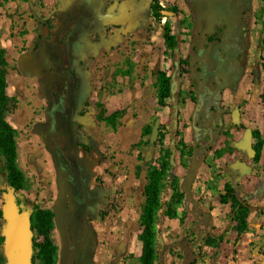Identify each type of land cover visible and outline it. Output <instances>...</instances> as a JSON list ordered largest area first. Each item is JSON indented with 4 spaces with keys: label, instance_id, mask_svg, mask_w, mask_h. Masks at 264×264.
Returning a JSON list of instances; mask_svg holds the SVG:
<instances>
[{
    "label": "rangeland",
    "instance_id": "rangeland-1",
    "mask_svg": "<svg viewBox=\"0 0 264 264\" xmlns=\"http://www.w3.org/2000/svg\"><path fill=\"white\" fill-rule=\"evenodd\" d=\"M38 1H41L43 9L46 1L36 0ZM161 1L160 5L164 10L176 14L180 12L181 18L164 14L165 21L159 25L156 23L158 21L150 16V5L154 0H137L136 10L140 16L151 17L154 21L149 28V37L152 35L154 39L153 51L159 47L162 36L164 39L165 34L173 37V45L166 39L164 45V52L171 53L173 57L176 50L174 31L178 30L177 24L188 25V33L197 32L193 24L194 12L186 0ZM234 7L238 13L236 17H229L230 10L218 18L211 17L215 28L210 35L204 36L203 40L204 43H207V39L220 41L210 47L221 50L227 47L223 38H229L230 51L224 70L231 72L225 73L226 78H222L203 66H188L186 58L181 59L179 71H175L172 62L169 69L164 71L171 79V92L163 105L158 102L156 80H152L156 78L158 71L163 70L137 73L140 81L130 78L127 81L116 80L115 75L111 74V80L106 81L109 86L101 82L102 86L99 87L98 78H101L102 73L99 72L101 67L97 65L100 61L91 55L80 62L89 73L90 91L85 108L87 122L74 125L76 131L91 140L85 144L80 143V147L86 154L91 151L95 157L97 165L94 167L96 172L91 181V188L102 192L97 212L90 220L95 239L91 264H141V215L148 197L144 190L146 185L154 183L147 170H159V163L167 152L169 167L159 176L155 187L157 204L154 207L152 223L157 250L155 264H240L236 261H211L218 238L211 228L217 221L216 217L214 218V215L218 214L217 208L227 204L223 210L224 215L232 213L235 208H232L229 202L222 203L220 193L219 197L208 195L198 196L195 200L185 199L188 191L186 185L191 178L201 181V189L223 179L224 185L226 182L231 183L235 191L234 183L239 182L235 180L234 173L241 179L248 174L251 177V192L244 203L249 206V223L255 224L253 213L259 208H264V0H230L229 8ZM31 12L25 0H0V48L5 50L7 61L11 59L7 70L12 65L18 67L17 53L29 49V43L33 49L38 46V41L35 40L36 22ZM57 20L62 21L60 16L57 19L55 16L51 18L52 32ZM206 25L207 23L200 28L203 32ZM142 27L147 29L148 25L145 23ZM147 36L144 30L140 36V50L147 49ZM158 51H161L160 48ZM235 63L238 65L233 69ZM41 77L38 89L33 85L37 90L31 100L18 105V99L14 96L17 100L15 106L4 112L5 116L11 117L17 113V107L25 106L26 112L22 113H31V119L24 120L26 126L31 129L29 131L33 140L30 141L34 145L38 144L40 151L37 149L35 156H29L26 147L22 145V131L15 129V164L23 175V182L18 190L8 186L5 158L0 153V264H10L4 252L7 224L4 205L8 199L11 197L19 217L28 216L34 206L52 209L60 189L57 186L53 156L46 145H57L67 159L72 158L67 135L48 132L43 125L47 105L42 97L45 89L43 73ZM102 110L105 115L115 113L111 123L98 119ZM231 111L236 112L237 117L234 120L230 117ZM259 140L263 141L259 148L260 157L254 160V147H257ZM238 147L243 148L242 159L252 166V173H244L234 167L238 157L232 152ZM248 148L254 151V155H249ZM219 151L223 161L218 168L214 157ZM36 156L38 162L35 161ZM81 163L87 168L85 162ZM242 181L243 179L240 182ZM258 185L261 187L258 196L260 198H256L259 195ZM153 186L149 193L154 190ZM191 202L192 209L204 214L203 227L201 226L202 243L213 241L210 243L213 249H205L200 243L184 261L186 249L178 247L179 244L183 245L182 241L174 239L176 242L172 243L170 240L167 242L168 236L167 240L162 237L175 224L186 225L184 222L189 212L187 205ZM178 203L181 208L180 211L177 210V214L175 206ZM69 229L71 233L75 230L70 223ZM77 233L79 235L80 230ZM249 233V245L252 249L258 247L262 254L256 260L244 264H264V232L258 234L250 225ZM186 235H189L188 231ZM50 237L56 244L54 264H59L61 240L55 225ZM32 238L41 239L36 232L30 231L28 264H41L31 248ZM252 249L249 254H252Z\"/></svg>",
    "mask_w": 264,
    "mask_h": 264
},
{
    "label": "crops",
    "instance_id": "crops-1",
    "mask_svg": "<svg viewBox=\"0 0 264 264\" xmlns=\"http://www.w3.org/2000/svg\"><path fill=\"white\" fill-rule=\"evenodd\" d=\"M45 1L46 4L43 9L41 8V14L50 22V35L48 40L44 38L47 33V29L44 28L41 32L42 39L38 40V46L33 49V47H31V43H29V49L22 50L21 53H17L18 67L12 65L10 69H8L9 73L7 75V86L5 88V93L9 96H15L18 99V105H21L26 100H31V98L35 96L36 90L38 89V82L42 79V73L44 74V90H55L57 86L53 81V71H51L49 67L54 61H58L62 66H65L63 45L64 37H68L70 40V47L72 48L77 65L79 62L84 61L88 56L91 55L100 61V63L97 65L101 67L99 72L102 73L101 78H98V82L100 84L99 87L102 86L101 82L104 85L106 84L109 86L107 82L111 80L113 75H115L116 80L125 79L127 81L130 78L134 79L135 81H140L141 78H138L137 73L148 70L156 71L157 69L165 71L169 69V66H171L172 62L173 69L175 71H179L182 58L188 59V66L195 65L197 68L203 66L204 69H210L212 73L216 72V74L221 75L222 78H224L227 74V71L224 70V66L228 60L227 57H229V38H223L224 45L227 47H223L221 50L216 47H210L212 44L219 43L220 41L215 40V42H213L209 39L206 40L207 43H204L203 41L205 38L204 36L210 35L214 30L213 28H215V22L213 23V21H211V17L206 18L203 14L194 13L193 24L195 26V30L197 31L194 34L188 33V25H180L179 23L177 24L178 30L174 31L176 33V50L172 57L171 53L164 52L165 39L163 36L161 43H158L159 47L153 51L152 44L154 39L152 35L149 37V28H151L150 25L153 24L152 22L154 21L151 17L146 18L138 14L136 10L138 5L137 0H104L103 11L113 12L117 15V17L109 21L99 22H94L92 20V17L96 11V0ZM160 4L162 5L161 0ZM188 6L191 8V5ZM182 8L184 9V6ZM180 14L181 13L179 12L173 16L174 18H181ZM222 14L223 13H217L214 16L218 18V16H221ZM53 16H55L56 19L60 16V19H62V21H56L57 24L55 26L54 32L51 31V18H53ZM164 21L165 17L156 23L162 25ZM145 23L148 25L147 29H143L142 27V25ZM206 23L207 27L203 32L200 28ZM36 28H38L37 24ZM155 29L156 27L153 25V30ZM144 30H146L148 35V43L146 45L147 49L143 48V50H140V46H142V43L140 42V36ZM149 38L152 39L150 40ZM80 41L81 43H79ZM207 45L209 46L205 48ZM159 48L161 51L157 52ZM33 58H36L37 61L39 60L40 65H44L45 70L41 67H35V65L30 66V60ZM10 61L11 59H8L9 63ZM238 64H240V62ZM238 64L235 63L233 69H235ZM77 65L75 66V71L76 75L79 76L80 73L77 71ZM127 72L131 74L128 75ZM88 76L89 73L87 72V79ZM35 78H37V81H35ZM152 80H156V78H152ZM33 85H36L37 89L33 87ZM175 87L178 88V85ZM43 93L44 91L42 92V97ZM24 107H17L16 114L11 117L4 115V119L12 128L22 131V145L26 147L25 150L29 156H35V150L39 149L40 151V147L38 144L34 145L31 142L33 140L32 133L29 131L31 129L30 127L26 126V122L24 121L25 119H31V113H22V111L26 112ZM43 125H45V123ZM27 128L29 129L27 130ZM38 131H40V129ZM41 132L42 131H40V133ZM241 149L243 150V148L238 147L232 152L238 157V160L234 162V167L243 171L239 165V162H242L250 167V171L252 173L254 169L246 160L242 159L243 151ZM35 159V161L38 162L37 156ZM76 159H78V162H85L89 173L87 187L91 188V181L96 172L94 167L97 165L94 155L91 151L86 154L81 149V147H78L76 152H72V158L70 161L75 162ZM221 161H223V156L216 154L214 157V163H216L218 168ZM243 172L248 173L247 171ZM234 175L236 178L235 180L239 182L238 184L234 183L236 198L245 204L244 202L248 200V194L251 192V185L249 182L251 177L247 174L245 178H242L244 182L242 181L241 183L240 181L242 179L239 177V175L236 173H234ZM223 185V179H220L217 183L201 189V181L191 178L186 185L188 191L186 192L185 199L195 200L198 196L208 195L219 197V193L223 191ZM258 186L259 195H257L256 198H260L258 196H260L261 187L260 185ZM185 203L186 202H184V204ZM191 204L193 203L191 202L187 205L189 207V212L184 222L186 225L177 223L172 227V229H169V231L167 230V232H165L162 237V239L167 240L166 237L168 236L167 242L170 240V242L175 243L176 241L174 239H180L182 241L183 245L179 244L178 247H183L186 249L187 253H183L184 261L186 260V256L191 255L190 253H192L200 243L205 249L212 248L211 244H208L207 242L202 243L201 240L204 214L192 209ZM226 205L227 204H223L221 207L217 208L218 214L214 215V218L216 217L217 221L211 226L212 231L218 237L217 241H215V253L214 257H211V261L214 263H231L236 261L240 264H244L245 262L256 260L262 253L258 250V247L252 249V247L249 245V229L251 225L253 229L255 228V231L258 234H262L264 232V208H259L255 214L253 213V215H255V224L249 223L251 214L248 212V227L245 232L238 234V231L235 228L236 222L233 220L234 214L229 213L230 215H224L223 210ZM175 208L176 211H180L181 205L178 203ZM77 228H79V226ZM77 228H74L75 230L72 233L75 237L78 236L77 230L79 229ZM187 231L189 234L188 236L186 235ZM50 233H53V228L51 229ZM260 237L261 236H259V238ZM180 240H178V242ZM53 244L56 246L55 243ZM260 246L261 245H259V247ZM251 249L254 253L252 252V254H249ZM234 252L237 254L235 255Z\"/></svg>",
    "mask_w": 264,
    "mask_h": 264
},
{
    "label": "flooded vegetation",
    "instance_id": "flooded-vegetation-1",
    "mask_svg": "<svg viewBox=\"0 0 264 264\" xmlns=\"http://www.w3.org/2000/svg\"><path fill=\"white\" fill-rule=\"evenodd\" d=\"M188 5H191V9L194 13L203 14L206 18L212 17L217 13H227L230 10L229 17H236V7L229 8L230 0H186ZM104 4V0H96V11L92 17L94 22L103 20H94L97 8L100 3ZM235 5V4H234ZM104 7V5H103ZM81 43V41L79 42ZM65 66H62L60 62H52L49 69L53 71V81L57 86L55 89L44 90L43 97L44 103L47 105L45 128L48 132L66 134L69 138L71 151L74 148L80 147V143H88L91 140L87 139L80 131H76L75 123L78 125L85 124V108L88 105V96L90 91L89 79L86 78L87 69L82 63H78L73 55L72 48L70 47V40L68 37L63 39ZM79 47V46H78ZM70 54L73 59V72L77 78L76 86L72 92L73 78L70 75ZM80 54V53H79ZM31 65L35 67H41L45 70L44 65H40V61L36 58L30 60ZM77 65V71L80 73L76 75L75 66ZM231 72L230 70L227 71ZM226 78V76H225ZM230 81V79H229ZM71 103V105H70ZM231 119L236 116V112H230ZM89 142V143H90ZM53 156V165L55 170V176L58 189L60 192L57 197V201L53 206L55 212L54 225L59 231L60 236V249H59V264H77L75 261V253L81 251V247L86 242L84 239V233L89 225L90 220L95 216L99 205L102 192L98 189H92L87 187L89 173L87 168L76 159L75 162H71L67 159V163L63 161L59 156L63 154V151L57 145H46ZM65 156V155H64ZM96 196L97 202L95 207L90 197ZM81 197L84 198L81 201ZM69 223L73 225V228L79 226L80 234L75 237L69 229ZM61 228H65L68 234V245H65L63 236L61 235ZM77 230V231H79ZM92 236L93 232L91 230ZM94 237V236H93ZM95 242V239H94ZM75 246L76 250H72ZM75 252L73 254V252ZM71 252V254H70ZM93 254V253H92ZM71 257V260H70Z\"/></svg>",
    "mask_w": 264,
    "mask_h": 264
},
{
    "label": "trees",
    "instance_id": "trees-1",
    "mask_svg": "<svg viewBox=\"0 0 264 264\" xmlns=\"http://www.w3.org/2000/svg\"><path fill=\"white\" fill-rule=\"evenodd\" d=\"M27 2V0H25ZM33 6L36 11L39 12L40 17L36 18L31 12V16L36 22L38 28L35 29V40L36 42L42 39L41 32L44 28L47 29L45 39L49 38V29L50 22L45 19L41 14V1L36 2L32 0ZM151 17L155 21H160L164 14L162 13L164 8L160 5L159 0H154L150 5ZM165 39L169 42L170 45H173V37L168 34H165ZM172 40V42L170 41ZM8 61L6 58V52L3 48H0V153L5 158L4 168L6 171V178L8 186L13 190H18L21 188L23 182V175L17 169L15 164L16 159V148H15V129L12 128L9 123L4 119V112L12 109L17 100L14 96H9L5 93V88L7 86V70ZM156 92L158 96V102L160 105L164 104V100L170 96L171 92V79L164 71H158L156 76ZM115 113L105 115V111L102 110L98 114V119L105 120L108 123H111L114 119ZM256 133H258L256 131ZM254 133V134H256ZM263 144L262 140L258 141L257 147L255 149L254 160H258L260 157V147ZM85 147V146H84ZM87 148V147H85ZM221 154V151L218 152ZM169 153L162 158L159 163L160 169L155 168L147 170L149 172L150 178H153V182L150 185L145 186L144 194L147 197L146 203L143 205V213L141 215L142 220V231L140 238L142 241V249L140 255L141 264H155V259L157 257V250L155 245V236L152 229L153 216H154V207L157 204L156 200V185L159 176L164 173L169 167ZM154 190L149 193L152 188ZM233 185L229 182H226L224 189L220 192V201L222 203H230L233 209L232 213L234 214L233 220L236 222L235 228L238 231V234L245 232L248 227L247 217H248V206L240 202L235 195ZM55 212L53 209H44L39 206H34L31 213L28 215L29 220V229L30 231L36 232L40 240L31 239V248L35 251V257L40 261L41 264H54L56 246L53 244L50 237V231L54 225ZM213 241H208V244Z\"/></svg>",
    "mask_w": 264,
    "mask_h": 264
},
{
    "label": "water",
    "instance_id": "water-1",
    "mask_svg": "<svg viewBox=\"0 0 264 264\" xmlns=\"http://www.w3.org/2000/svg\"><path fill=\"white\" fill-rule=\"evenodd\" d=\"M28 7L33 12L34 16L36 18L40 17V14L38 11L35 10L33 6L32 0H27ZM103 3L101 2L99 7L97 8L96 15L94 16V20H103V21H109L111 19H115L117 15L113 12L103 11ZM163 14H170V15H176V12H170L167 10H163ZM73 59L70 54V75L73 78V87L72 92L75 89L77 78L74 75L73 72ZM71 105V103H70ZM249 135V132L247 133V136ZM74 152H76V148H74ZM249 155H254V151L250 148H248ZM65 163H67V159L63 154H60L59 156ZM240 167L243 171H250V167H248L246 164L239 162ZM93 201V204H91L93 207H95V204L97 202L96 196L90 197ZM81 201L84 200L83 197L80 199ZM4 216L7 218V224H6V232H5V243H4V252L7 256V259L10 264H28V254H29V248H30V241H29V220L28 216H18L16 206L14 205L11 197L8 199V202L4 205ZM61 235L63 236L65 245H68V234L66 233L65 228H61ZM84 239L86 242L81 247L80 252H73L76 250V247L72 249L73 254L75 253V261L77 264H90L92 253H93V247H94V237L92 236L91 230L89 228V225L87 224L85 233H84ZM71 254V252H70ZM71 260V257H70Z\"/></svg>",
    "mask_w": 264,
    "mask_h": 264
}]
</instances>
